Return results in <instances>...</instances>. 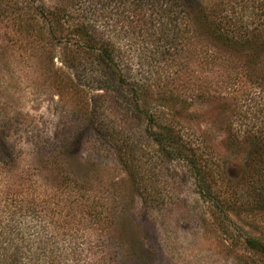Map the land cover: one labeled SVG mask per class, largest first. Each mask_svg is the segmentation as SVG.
Segmentation results:
<instances>
[{
	"label": "trees",
	"instance_id": "obj_1",
	"mask_svg": "<svg viewBox=\"0 0 264 264\" xmlns=\"http://www.w3.org/2000/svg\"><path fill=\"white\" fill-rule=\"evenodd\" d=\"M23 1L43 23L35 36L69 55L66 67L83 66L81 56H90L126 84L127 104L144 132L161 156L184 163L196 194L213 212L226 219L228 211L264 216V0H68L49 7ZM2 7L0 15L22 18L14 2ZM129 33L145 41L151 72L178 62L173 72L182 69V80L156 82L152 91L146 79L129 80L122 72L127 61L112 40ZM189 64L198 66L196 75ZM219 99L231 106L226 145L240 155L239 176L228 175L203 139L189 138L179 120L192 115L186 104ZM5 137L0 133V264H154L150 247H137L132 237L123 246L112 227L117 217L89 198L85 171L71 163L84 138L65 134L49 151L34 147V160L21 176L11 175L18 154ZM85 228L94 234L92 245ZM242 242L262 259L243 264H264V237L246 233Z\"/></svg>",
	"mask_w": 264,
	"mask_h": 264
},
{
	"label": "rangeland",
	"instance_id": "obj_2",
	"mask_svg": "<svg viewBox=\"0 0 264 264\" xmlns=\"http://www.w3.org/2000/svg\"><path fill=\"white\" fill-rule=\"evenodd\" d=\"M67 1L29 3L30 7L41 3L49 7ZM12 2L17 6L14 13L22 18L0 15V133L18 154L11 175L22 176V167L32 164L30 152L34 147L49 151L59 136L77 135L84 138V143L74 150L71 163L85 171L89 198L117 217L112 227L121 234L123 246L132 237L137 247H150L154 264L261 261L245 249L242 239L246 233L264 237V216L228 211L226 219L213 212L211 204L196 194L184 163L161 156L144 132V122L127 104L130 96L126 84L117 82L90 56H81L83 66L66 67L62 63L69 56L66 51L35 36L43 30V23L23 0L21 10L19 0H0V10L4 3ZM27 23L30 25L25 33ZM112 40L127 61L128 67L122 72L129 80L146 79L149 91L156 82L171 85L182 80V69L173 72L178 62L151 72L150 50L135 33L116 34ZM188 66L193 68V75L198 73L197 65ZM66 79L72 85L62 82ZM223 101L186 104L184 110L192 115H182L179 120L188 128L189 138L198 135L203 139L228 175L239 176L240 155L231 153L226 145L231 106ZM43 140H47L44 146ZM39 180L43 182L44 175ZM121 203L125 204L123 209ZM85 231L88 244H94L93 232L87 228Z\"/></svg>",
	"mask_w": 264,
	"mask_h": 264
}]
</instances>
